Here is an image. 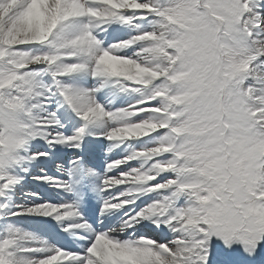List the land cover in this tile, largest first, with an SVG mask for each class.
Listing matches in <instances>:
<instances>
[{
    "label": "snow or ice",
    "instance_id": "snow-or-ice-1",
    "mask_svg": "<svg viewBox=\"0 0 264 264\" xmlns=\"http://www.w3.org/2000/svg\"><path fill=\"white\" fill-rule=\"evenodd\" d=\"M0 264H264V0H0Z\"/></svg>",
    "mask_w": 264,
    "mask_h": 264
}]
</instances>
